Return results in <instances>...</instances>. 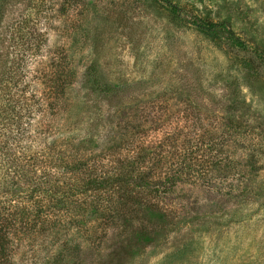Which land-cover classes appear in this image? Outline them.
I'll use <instances>...</instances> for the list:
<instances>
[{"label":"rangeland","instance_id":"rangeland-1","mask_svg":"<svg viewBox=\"0 0 264 264\" xmlns=\"http://www.w3.org/2000/svg\"><path fill=\"white\" fill-rule=\"evenodd\" d=\"M8 1L11 21L40 8L48 41L33 67L58 57L75 71L61 106L36 104L25 142L33 153L44 134L60 138L49 170L73 195L45 228L14 235L11 264H264V0H181V15L161 0ZM195 18L228 22L246 48ZM92 62L121 95H84ZM138 153L160 176L178 155L204 171L157 205L130 198L98 218L91 166L115 171Z\"/></svg>","mask_w":264,"mask_h":264},{"label":"trees","instance_id":"trees-1","mask_svg":"<svg viewBox=\"0 0 264 264\" xmlns=\"http://www.w3.org/2000/svg\"><path fill=\"white\" fill-rule=\"evenodd\" d=\"M161 1L174 13L182 14L181 0ZM9 3L0 0V264H11L15 234L45 228V224L54 221V215L49 213L51 208L63 206L73 195L56 183L49 170L53 162L61 158L60 138L44 134L41 141H46L45 147L33 153L25 142L32 136L30 130L36 104L41 107L44 103L47 110L61 106L73 86L75 71L70 65L61 64L58 57L33 67L34 60L40 56L39 51L48 41L47 33L41 32L42 20L37 17L40 8L34 14V7L29 6L25 8L28 13L11 21L7 15ZM193 23L210 35L225 30L238 46L246 48L245 40L237 36L226 21L195 18ZM260 51L264 56V50ZM81 85L84 95L93 94L106 101L124 91L119 84L105 78L97 62L85 67ZM34 88L35 91L41 88L40 95L39 92L31 95ZM108 142L110 139L106 144ZM145 156L142 153L130 156L125 165L115 171L91 166L90 177L83 185L86 192L90 191L88 187L94 190L89 198L98 218H117L115 215L120 213L121 204L130 198H137L146 205H157L165 196L177 191L180 181L204 171L201 161L196 164L188 157L178 155L176 161L179 163H171L165 175L160 176L157 173L162 175V168L151 162L154 157L148 154L146 159ZM146 162L152 165L143 168L142 164ZM220 164L215 163L217 170ZM102 198L103 201H99Z\"/></svg>","mask_w":264,"mask_h":264}]
</instances>
